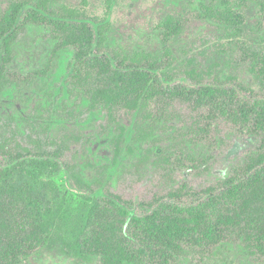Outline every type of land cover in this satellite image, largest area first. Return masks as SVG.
<instances>
[{
  "label": "trees",
  "instance_id": "1",
  "mask_svg": "<svg viewBox=\"0 0 264 264\" xmlns=\"http://www.w3.org/2000/svg\"><path fill=\"white\" fill-rule=\"evenodd\" d=\"M113 1L105 0L104 15L98 16L87 12L86 0L83 7L58 0H9L0 12V95L8 87L37 86L66 54L69 60L61 66L64 97L66 101L82 99L90 113H104L105 122L113 128L111 165L117 163L124 147L127 153L145 152L141 157L151 152L144 145L159 140L161 127L151 107L162 97L193 101L253 133L264 131V41L259 24L252 32L245 27L242 7L248 0H189L194 18L214 24L222 39L208 49L197 50L185 41L175 50L172 44L182 37L192 13L167 14L155 26L161 44L157 53L144 49L128 52L109 42ZM256 2L264 16V0ZM31 25L46 31L48 54L39 69L19 73L11 68L14 49ZM236 50L258 85L257 95L248 96L253 101L244 95L250 91L248 87L237 82L230 70L223 71L224 67L230 69V58L223 63L212 60ZM208 75L217 80L204 84L201 80ZM178 78L195 86L174 85ZM119 109L134 115L131 145L126 144V128L116 117ZM72 137L77 139L70 134L56 138L28 135L29 140L22 144L15 132L1 136L0 154L11 163L0 168V264H22L32 250L42 246L84 259L97 257L99 264H167L173 252L182 250L183 242L213 246L228 232H239L250 252L264 255V147L234 166L218 185L202 189L200 195L205 199L195 204L176 202L185 191L182 186L168 192L171 201L157 198L149 203V213L136 215L128 201L94 189L95 183H101L99 178L86 182L74 173L81 189L88 192L82 198H68L64 207L59 205L53 211L43 200L38 183L60 169L56 161L61 154L59 140L66 146ZM48 146L56 147L49 150ZM106 166L94 165V169L99 173ZM73 210L81 215L82 227L66 237L55 230L59 220L68 218Z\"/></svg>",
  "mask_w": 264,
  "mask_h": 264
},
{
  "label": "rangeland",
  "instance_id": "2",
  "mask_svg": "<svg viewBox=\"0 0 264 264\" xmlns=\"http://www.w3.org/2000/svg\"><path fill=\"white\" fill-rule=\"evenodd\" d=\"M8 1L0 0V12ZM58 1L73 7H83V0ZM85 7L90 14L103 16L105 0H86ZM192 7L189 0H114L109 42L128 52L144 49L157 53L161 44L156 24L167 14L190 10L191 19L185 32L172 46L177 50L180 44L188 41L197 50L208 49L214 41L222 39L221 33L214 24L196 20ZM242 10L246 17V29L249 32L256 31L259 24L261 31L258 33L264 41V16H261L256 0H248ZM45 33L41 26L27 27L15 46L12 69L29 73L43 66L49 49ZM228 57L230 69L224 67L223 71L227 74L230 70L237 77V82L248 87L250 91H245L244 95L253 101L248 96L257 95L258 85L246 70L247 64L240 51L236 50L235 54L229 56L217 55L212 60L223 63ZM57 60L60 62H55L53 72L38 81L37 86L8 87L0 95V139L14 132L22 144L29 140L28 135L42 138H56L63 134L77 136V139H68L66 146L63 140H59L61 154L56 161L60 169L42 177L38 183L43 200L50 203L53 211L59 205L64 207L68 198H82L88 192L85 188L81 189L73 178L74 173L86 182L99 178L101 183H95L93 188H100L103 192L128 201L127 206L136 215L149 213V203L157 198L164 202L171 201L167 197L168 192L182 186L185 191L176 202L183 206L195 204L205 199V195H200L202 189L218 185L230 175L234 166L243 164L250 153L264 147V131L253 133L215 114L208 106L162 97L151 107L154 116L161 121L159 140L144 145L151 152L141 157L145 152L136 150L127 153L124 147L117 163L111 165L110 137L113 128L105 122L103 112H88L82 99L66 101L61 85L64 76L61 66L66 64L69 56L64 54ZM219 69L216 76L220 75ZM216 80L214 75H208L201 81L210 84ZM173 84L186 88L195 86L184 78L176 79ZM10 116L15 118L11 119ZM116 117L126 128V144L131 145L134 115L119 109ZM55 147L47 148L52 150ZM161 152L168 156L159 158L157 154ZM188 152L192 154L187 156ZM10 163L7 156L0 154V168ZM102 164L108 166L99 168L97 173L94 165ZM59 222L60 226L55 231L66 237L82 227L81 215L76 210ZM22 264L99 262L97 257L84 259L54 247L42 246L32 250ZM146 264L159 262L148 261ZM167 264H264V255L250 252L239 232H228L221 243L213 246L199 247L183 242L182 250L173 252Z\"/></svg>",
  "mask_w": 264,
  "mask_h": 264
}]
</instances>
